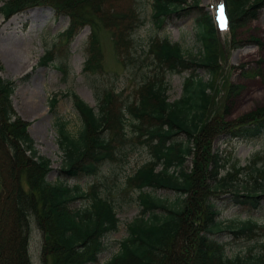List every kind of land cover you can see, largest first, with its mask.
I'll return each instance as SVG.
<instances>
[{"label": "trees", "instance_id": "1", "mask_svg": "<svg viewBox=\"0 0 264 264\" xmlns=\"http://www.w3.org/2000/svg\"><path fill=\"white\" fill-rule=\"evenodd\" d=\"M118 0H8L0 6V16L9 20L31 6L46 5L59 15L69 17L63 37L70 43L77 33L90 26L89 57L85 71L103 68V53L98 35L100 27L113 37L121 62H133L128 54L133 47V34L145 25L144 0H136L129 12L116 7ZM187 0H153L152 19L162 28L168 17L188 11ZM231 31L257 18L264 0H227ZM198 38L203 45L199 56L186 59L179 44L168 38L152 41L150 52L164 71H192L186 78L182 97L168 98V84L163 77L144 79L138 90L139 99L126 109L136 118L134 126L148 134L152 160L128 178L127 186L139 190L140 214L128 224V235L120 242L118 252L104 264H264V253L229 256L221 237H253L258 233V220H220L214 197L229 187L235 202L247 204L255 212L263 208L264 154L254 155L248 163L255 183L238 184L235 173L220 176L224 166L213 143L222 136L252 140L264 135V107L237 120H227L225 112L214 104V78L224 47L210 17H199ZM197 69H205L211 79L205 81ZM2 66H0V72ZM16 82L0 75V264H33L30 254L32 222L44 235L42 264H95L105 249L106 237L118 230L119 219L112 203L92 190V198L82 209L72 210L70 203L89 197L80 186L70 188L62 180H48L52 162L42 155L29 132L30 123L14 107L12 97ZM230 87V94L235 92ZM75 108L83 122L74 135L67 123L55 122L58 146L66 162L62 173L79 179L95 176L102 165L116 157L115 138L125 136V116L117 112L116 95L106 90L99 99V111L73 94ZM58 100L50 102L53 111ZM216 108V109H215ZM123 117L120 119L119 117ZM146 123V125H143ZM149 126H148V124ZM141 130V131H140ZM107 131L114 132L111 138ZM156 141V142H154ZM192 169L186 168L188 159ZM236 173L243 169L236 167ZM222 170V171H221ZM167 189L178 198L169 202L147 190ZM244 190L240 196L239 190ZM231 195V196H232ZM252 215V214H250ZM8 224L14 244L7 243L2 227ZM11 256L9 258V251ZM9 258V259H8Z\"/></svg>", "mask_w": 264, "mask_h": 264}, {"label": "rangeland", "instance_id": "2", "mask_svg": "<svg viewBox=\"0 0 264 264\" xmlns=\"http://www.w3.org/2000/svg\"><path fill=\"white\" fill-rule=\"evenodd\" d=\"M6 1L0 0V6ZM135 2L118 0L116 7L129 12ZM217 2L227 5V0H187L183 7L188 11L168 17L163 27L158 28L151 17L153 0H144L142 15L146 23L133 34V47L129 53L124 54L135 57V60L127 61L124 66L112 34L101 26L98 35L102 45L103 68L97 72L85 71L92 32L90 26L80 30L68 43L62 34L68 28L70 19L59 15L50 6L33 5L8 21L0 16V75L17 82L13 95L14 106L22 118L31 124L30 129L35 131V136L30 133L40 153L52 162L48 180L53 183L62 180L70 188L80 186L84 194L90 195L72 201V210L87 206L94 190L112 203L117 213L118 230L106 237L105 249L95 264H104L118 252L120 242L128 235V224L140 214V192L135 187L127 186V180L152 160L151 149L145 143L148 134L140 130L141 135L131 125L137 119L126 108L139 99L137 88L141 87L144 79L163 77L169 86V101L173 102L181 98L185 80L193 73L191 70L171 73L160 69L150 52L152 41L168 38L181 46L186 59L199 56L203 49L198 38L199 17H210L218 29L219 43L224 45L220 53V68L214 78L213 88L216 91L213 107L223 111L227 106V120H237L264 107V8L257 18L246 22L234 34L231 22H223L222 25L218 23L215 15ZM195 70L205 81L211 79L205 69ZM232 85L236 88L230 94ZM106 90L115 93L116 110L123 112L128 121L125 124V136L120 134L116 137L114 132L107 131L111 138L116 137L115 159L104 163L95 176L70 178L62 173L66 162L58 146L55 122L59 120L67 123V130L74 135L78 134L83 128V122L75 108L73 94L80 96L98 112L99 99ZM54 97H57L58 102L54 110L50 111L49 105ZM119 118L123 119L121 116ZM213 151L218 152L224 166L220 176L229 177V173H235L234 179L238 184L242 185L247 180L255 183V179L249 176L251 172L248 163L254 155L264 154V135L252 140L222 136L214 141ZM234 164L244 168L242 174L235 172ZM185 166L192 169L190 158ZM147 191L169 202L178 198L175 192L167 189ZM239 191L240 196L244 195V190ZM233 192L235 190L229 187L214 197L221 212L220 220L229 224L233 220L242 221L251 217L258 220L260 229L251 238H234L225 233L221 240L227 244L228 255H243L249 251L264 253V199L261 201L263 208L254 213L252 206L235 202ZM2 233L12 246L15 242L8 224L2 227ZM43 243L44 235L34 220L30 239L33 264H42ZM9 254L10 258L11 249Z\"/></svg>", "mask_w": 264, "mask_h": 264}, {"label": "bare ground", "instance_id": "3", "mask_svg": "<svg viewBox=\"0 0 264 264\" xmlns=\"http://www.w3.org/2000/svg\"><path fill=\"white\" fill-rule=\"evenodd\" d=\"M218 6H219V3L217 2V3H216V8H217ZM10 19H11V18H10ZM10 19H9V20H10ZM39 81H40V79H39ZM15 109H16V108H15ZM16 111H17V110H16ZM17 112H18V111H17ZM18 114H19V113H18ZM19 115H20V114H19ZM20 116H21V115H20ZM21 117H22V116H21ZM30 132L32 133L33 136H35V135L33 134V133H35V131H34L32 128L30 129Z\"/></svg>", "mask_w": 264, "mask_h": 264}]
</instances>
